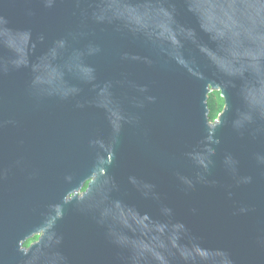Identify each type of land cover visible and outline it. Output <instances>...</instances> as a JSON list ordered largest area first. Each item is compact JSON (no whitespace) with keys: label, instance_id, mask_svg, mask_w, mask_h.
Segmentation results:
<instances>
[{"label":"water","instance_id":"water-1","mask_svg":"<svg viewBox=\"0 0 264 264\" xmlns=\"http://www.w3.org/2000/svg\"><path fill=\"white\" fill-rule=\"evenodd\" d=\"M0 264H264V0H0Z\"/></svg>","mask_w":264,"mask_h":264},{"label":"flooded vegetation","instance_id":"flooded-vegetation-1","mask_svg":"<svg viewBox=\"0 0 264 264\" xmlns=\"http://www.w3.org/2000/svg\"><path fill=\"white\" fill-rule=\"evenodd\" d=\"M95 181V175H91L87 177L82 184V186L78 187L76 190L69 193L67 199L70 200L74 197H78L79 199H82L84 195L88 192V189L90 185ZM43 232L35 235L33 239H31L27 244H25V248H29L33 243L37 242L39 238L42 236Z\"/></svg>","mask_w":264,"mask_h":264},{"label":"trees","instance_id":"trees-1","mask_svg":"<svg viewBox=\"0 0 264 264\" xmlns=\"http://www.w3.org/2000/svg\"><path fill=\"white\" fill-rule=\"evenodd\" d=\"M225 102L221 97L220 92H212L208 98V108L210 110V120L214 121L223 111Z\"/></svg>","mask_w":264,"mask_h":264}]
</instances>
